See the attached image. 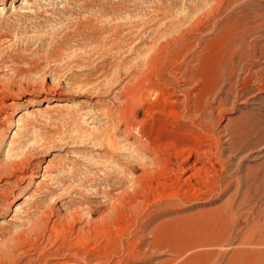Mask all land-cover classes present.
Listing matches in <instances>:
<instances>
[{
    "label": "rangeland",
    "instance_id": "rangeland-1",
    "mask_svg": "<svg viewBox=\"0 0 264 264\" xmlns=\"http://www.w3.org/2000/svg\"><path fill=\"white\" fill-rule=\"evenodd\" d=\"M14 150L0 264H264V0H0Z\"/></svg>",
    "mask_w": 264,
    "mask_h": 264
},
{
    "label": "bare ground",
    "instance_id": "bare-ground-1",
    "mask_svg": "<svg viewBox=\"0 0 264 264\" xmlns=\"http://www.w3.org/2000/svg\"><path fill=\"white\" fill-rule=\"evenodd\" d=\"M3 1H5V0H3ZM224 4V3H223ZM221 5V4H220ZM212 13V12H211ZM45 99V101H46V99H47V97H45L44 98ZM126 102V101H125ZM14 102H8L7 103V107H11V106H14ZM6 106V105H5ZM129 129V128H128ZM127 133V132H126ZM15 151V150H14ZM202 153V152H201ZM22 154V153H21ZM20 154V152H18V150H16L15 152H14V155H13V160H14V158H18V159H16L17 161H8V162H5V163H3V164H1L0 163V176L1 175H3V174H5V173H8L10 176L12 175L13 176V174H15V172L17 171V170H19L20 171V173L26 178V179H29V182H32L33 181V179L35 178V177H38L39 176V172L38 171H36V169H35V167H34V165H32L33 163H32V159L30 158H25V156L24 157H22L23 155H21ZM197 156V155H196ZM199 158V157H198ZM197 158V159H198ZM165 160V159H164ZM162 158H160V155H158V156H156L154 159H153V162H154V164L156 165V167H155V169L154 170H156L157 171V169H159L163 164H164V162L166 161H164ZM200 160V159H199ZM166 165H167V163H165ZM164 164V165H165ZM166 165H165V167H166ZM196 167V165H189L188 167H186L185 169H184V174H189V173H192V171L194 170L195 171V169H197L198 168V170H200L199 169V167L197 166V168H195ZM157 168V169H156ZM162 168V167H161ZM168 168V167H167ZM166 168V169H167ZM203 168V167H202ZM25 169H28L29 170V172H27ZM163 169V168H162ZM161 170V169H160ZM197 170V171H198ZM202 170V169H201ZM201 170L199 171L200 173H201ZM26 171V172H25ZM196 173V172H195ZM198 173V172H197ZM196 173V174H197ZM193 174H194V172H193ZM199 174V173H198ZM143 175V174H142ZM9 176V177H10ZM194 176V175H193ZM196 176V175H195ZM140 177V176H139ZM142 177V176H141ZM190 177H192L191 175H190ZM8 178V177H7ZM206 179V178H205ZM8 184V183H7ZM9 187H11V188H13L12 186L13 185H8ZM6 190H7V188H5ZM5 191V190H4ZM3 194V193H2ZM10 195H12V194H7V198L6 199H3V200H1V202H2V204H3V206H7V207H10L11 206V202H15V200L20 196L19 194H17V193H15L14 194V196H10ZM1 198V197H0ZM1 206V205H0ZM2 212H3V209H2V207H0V214H2ZM30 229V228H29ZM31 231L33 230V231H35L36 230V227L35 228H32V229H30ZM30 230H26V231H29V232H25L26 234H31L30 232ZM23 231V230H22ZM36 231H38V229L36 230ZM39 232V231H38ZM24 233V234H25ZM37 233V232H36ZM41 233V232H40ZM40 233H37L38 235L40 234ZM22 235H23V233H22ZM21 235V236H22ZM29 235H23V236H29ZM20 236V237H21ZM19 237V238H20ZM79 237V236H78ZM260 240V239H259ZM251 245H254V246H263L264 247V240H260V241H257L256 243H252ZM69 246V245H68ZM67 246V253H68V257H67V261H65V262H61V261H58V262H56V263H51V264H93V262L98 258L94 253L92 254V253H86V252H83V251H81V250H77V249H72L71 247L69 248ZM71 246V245H70ZM246 254H247V252H245ZM259 253L262 255V254H264V249H261L260 251H259ZM104 257V256H103ZM249 262H248V260H247V262L245 261L244 262V264H248ZM29 264H32V263H29Z\"/></svg>",
    "mask_w": 264,
    "mask_h": 264
}]
</instances>
